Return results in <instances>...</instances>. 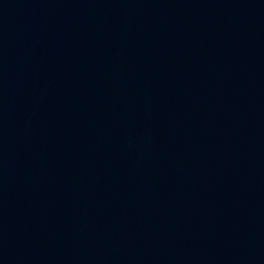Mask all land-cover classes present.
Wrapping results in <instances>:
<instances>
[{"label":"water","instance_id":"water-1","mask_svg":"<svg viewBox=\"0 0 264 264\" xmlns=\"http://www.w3.org/2000/svg\"><path fill=\"white\" fill-rule=\"evenodd\" d=\"M0 264H264V0H0Z\"/></svg>","mask_w":264,"mask_h":264}]
</instances>
